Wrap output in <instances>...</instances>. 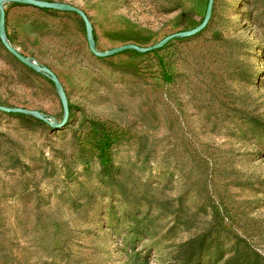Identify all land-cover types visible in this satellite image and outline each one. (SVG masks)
<instances>
[{"label": "rangeland", "instance_id": "obj_1", "mask_svg": "<svg viewBox=\"0 0 264 264\" xmlns=\"http://www.w3.org/2000/svg\"><path fill=\"white\" fill-rule=\"evenodd\" d=\"M43 1L85 11L100 51L192 30L209 2ZM6 10L9 42L60 73L73 109L59 131L0 111V264H264V0H215L196 36L103 59L77 15ZM74 20L72 75L58 55ZM0 105L64 119L53 82L1 39ZM98 138L124 169L112 191Z\"/></svg>", "mask_w": 264, "mask_h": 264}, {"label": "water", "instance_id": "obj_2", "mask_svg": "<svg viewBox=\"0 0 264 264\" xmlns=\"http://www.w3.org/2000/svg\"><path fill=\"white\" fill-rule=\"evenodd\" d=\"M214 3L215 0H209L206 16L203 22L198 27L189 31L177 32L175 34H172L154 46L142 48L135 44H126L107 51H100L97 47V42L95 40L93 24L91 23L88 15L82 9L68 3L49 2L43 0H0V39L2 43L4 44L6 49L14 57H16L21 63H23L25 66L29 67L36 73L47 77L54 83V86L60 96V100L64 110V119L61 123H57L53 121V119L50 118L49 116L37 110L11 108L2 105H0V111L4 113H15V114H24V115L33 116L49 124L53 129L65 128L69 121V116H70L68 96L58 76L49 67L41 65L34 59L24 55L21 51H19L15 46H13L9 42L7 36V10H6L8 4H19L33 8L49 9L57 12L74 13L78 15L85 24L86 32H87V41H88L89 49L92 52V54H94L97 57L107 58L130 50L137 51L139 53H149L151 51L161 49L162 47L167 45L170 41L176 38H189L196 36L197 34L201 33L203 30H205V28L208 26L213 14Z\"/></svg>", "mask_w": 264, "mask_h": 264}, {"label": "trees", "instance_id": "obj_3", "mask_svg": "<svg viewBox=\"0 0 264 264\" xmlns=\"http://www.w3.org/2000/svg\"><path fill=\"white\" fill-rule=\"evenodd\" d=\"M12 5L13 6H23V5H19V4H12ZM35 9H38V10H41V11H44V12H48V13H51V12L62 13V12H57V11L49 10V9H39V8H35ZM181 16L184 17V16H187V14L185 13V14H182ZM84 26H85V24H84ZM94 36H95V40L97 41L96 35H94ZM130 51H133V50H130ZM156 51L157 50H154V51H151V52H156ZM134 52H137V51H134ZM99 58L103 59L101 57H99ZM165 78L167 80H169V81L171 80V78L169 76H165ZM69 108H70V113H71V111L73 109V106L70 103H69ZM5 114L10 115V116L19 115V116L24 117L25 119H27V121L30 122V123L35 122L36 124H39L40 126H42L44 128L47 127L48 129L53 130V128L49 127L47 125V123H45V122H43V121H41V120H39V119H37V118H35L33 116L24 115V114H15V113H5ZM54 130L59 131L61 129H54ZM98 143H99V147L101 148V151H102V163H101L100 169L98 170V172L96 174V177L98 178L100 184L103 187H108L112 191L114 188L118 187L117 184H118V181L120 179V176L124 173V169L122 167H120V166H115L112 160H107L106 159L105 148L109 145L108 140L106 142H103L100 138H98ZM19 165L21 166V165H24V164H21L20 162H16L13 167H19ZM84 171L85 172H90L91 169L89 167H87ZM70 176L71 175H69V177ZM198 264H199V262H198Z\"/></svg>", "mask_w": 264, "mask_h": 264}, {"label": "crops", "instance_id": "obj_4", "mask_svg": "<svg viewBox=\"0 0 264 264\" xmlns=\"http://www.w3.org/2000/svg\"><path fill=\"white\" fill-rule=\"evenodd\" d=\"M15 7H17V6H15ZM18 7H23V9L28 8V6H18ZM25 13H29V12H27V10H25ZM51 13H54V12H51ZM54 14H58V15L60 14L61 15L62 13H54ZM67 15H76V14L69 13ZM77 17H79V16L77 15ZM80 19L81 18L79 17V21H82ZM82 23H83V21H82ZM70 25L72 27L69 28L68 30L71 32V34L69 33V36L67 39H70V41L68 43H69V45H71V47L70 46L67 47V49H68L67 52L60 53V56L58 55V60H59V65L62 66V69L67 70L68 72H70V74H72L73 72H71V71H73V70L76 71V69H78V72H79L81 69L84 70L85 68L81 67V64H80L81 57H83L80 54V51H81L80 50L81 47L79 45L80 40H77V42L74 43V41L76 40L75 39L76 34L78 35L79 38H81V26L77 20H74V22L72 21L70 23ZM83 25H84V23H83ZM17 31H19L20 35L26 34V35L30 36L32 34V31H33L32 27H31V23H28L24 26L19 25V27L17 28ZM7 34L11 35L10 28L8 27V25H7ZM85 41H86V39H85ZM87 42L88 41H86V44H88ZM114 48H116V47H114ZM107 50L108 49H106V50L102 49L101 51H107ZM88 51L93 57H97L94 54H92L89 47H88ZM57 52H58V50H57ZM107 58H109V57H107ZM49 68H52V67L49 66ZM52 70L55 72V74L58 76V78L61 81L60 73L57 72L54 68H52Z\"/></svg>", "mask_w": 264, "mask_h": 264}]
</instances>
